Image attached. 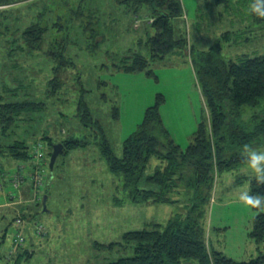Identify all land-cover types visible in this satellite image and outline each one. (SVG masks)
<instances>
[{"label": "rangeland", "instance_id": "1", "mask_svg": "<svg viewBox=\"0 0 264 264\" xmlns=\"http://www.w3.org/2000/svg\"><path fill=\"white\" fill-rule=\"evenodd\" d=\"M181 1L184 15L172 18V22L176 35L186 37L188 46L151 62L156 76H149L117 66L130 49L150 55L146 41L155 32L151 26L155 16L147 7L134 12L117 0H0L3 100L44 102L39 110L23 111L6 136L0 132V159L13 158L8 146L19 139L32 149L34 146V150L41 144L47 163L53 147L45 136H52L58 143L89 134L91 131L78 114V102L85 89L88 106L104 126L117 156L122 155L124 140L143 120L146 108L155 103L159 93L165 96L161 106L165 124L174 140L186 148L199 123L210 121L192 59L214 46L221 47L226 60H236L243 54H263L264 20L257 21L249 13L252 0ZM33 24L44 28L41 45L36 49L29 48L23 36V31ZM63 41L65 55L75 65L64 70L62 87L51 95L50 80L57 66L51 49L54 44L60 47ZM114 105L119 107L118 117H114ZM257 111L259 108L244 106L241 122L249 123ZM33 160L29 161L35 167ZM155 164L147 173L154 172ZM21 166L30 178L34 169L28 171L25 165H18L7 171L9 180ZM244 169L242 164L238 169L216 170L211 189L200 190V195L208 197L200 209L204 210L202 222L209 250L224 251L238 261L251 253L249 241L256 250L252 249V255L243 260L260 253L250 232L248 238L245 233V224L251 230L253 209L239 200L240 192L250 189L248 179L236 183L240 175H249ZM188 179H175L170 202H134L126 194L122 177L110 171L98 144L61 154L53 171L48 163L42 185L31 182V194H16L17 201L28 203L27 210L25 214L21 212L22 229L18 230L15 223L12 226L7 218L0 264H103L133 255L134 242L124 239L127 231L148 227V223H165L189 212L197 192ZM10 189L15 191L11 186ZM13 214L16 217L17 212ZM28 220L33 221V226L25 228ZM17 230H22L25 237L21 244L14 240ZM112 242L118 244L108 246ZM183 264L200 263L185 259Z\"/></svg>", "mask_w": 264, "mask_h": 264}, {"label": "trees", "instance_id": "2", "mask_svg": "<svg viewBox=\"0 0 264 264\" xmlns=\"http://www.w3.org/2000/svg\"><path fill=\"white\" fill-rule=\"evenodd\" d=\"M117 1L134 12L147 7L155 16L151 25L155 32L148 35L146 41L150 55L130 49L122 58V64H117L119 69L155 75L150 67L151 62L164 59L176 48H187V38L176 35L172 22V18L184 15L181 0ZM253 15L257 21L264 20ZM91 28L93 30V26ZM42 33L44 28L39 24H33L23 31L29 48L40 47ZM93 37L96 38V32ZM65 43L63 41L60 47L54 44L51 49L57 61L55 76L50 80L51 95L62 87L64 70L75 65L73 59L65 55ZM94 44L98 47L97 40ZM192 60L210 110V121L202 120L199 123L186 148L174 140L165 124L161 112L165 101L162 93L157 94L155 103L146 108L143 120L124 140L121 156L116 155L104 126L92 114L85 99L87 89L79 99L78 114L91 132L84 138L69 137L59 141L64 144L59 156L90 143L98 144L110 171L122 177L126 194L134 202L172 201L170 191L176 185V178L188 176L195 186L196 200L191 201L188 213L170 218L165 223H148V227L127 231L124 239L127 243L134 242V254L103 264H183L185 259H196L200 264H264V211L253 209L255 213L250 230L251 239L259 246V255L238 261L224 251L209 250L207 231L202 222L204 210L200 209L208 198L207 194L200 195V190L202 187L211 189L214 171L238 169L243 164L240 152L244 145L264 146V53L254 56L243 54L236 60H226L221 54V47L214 46L199 52ZM43 103L28 100L7 102L0 91L1 136H6L7 130L17 123L23 111L39 110ZM247 105L259 108V111L253 114L249 123H242V109ZM113 109L114 117H118V105H114ZM44 139L52 147L57 143L52 136H45ZM8 148L14 159L28 161L35 157L34 146L30 148L24 140L16 139ZM155 161L159 163L155 164ZM153 163L154 172L147 173ZM244 179L249 180L250 175H240L237 183ZM250 190L253 194L264 195V184H257L253 180ZM115 244L118 242L108 246ZM1 255L0 251V258Z\"/></svg>", "mask_w": 264, "mask_h": 264}, {"label": "crops", "instance_id": "3", "mask_svg": "<svg viewBox=\"0 0 264 264\" xmlns=\"http://www.w3.org/2000/svg\"><path fill=\"white\" fill-rule=\"evenodd\" d=\"M33 163L34 162H31L29 160L28 161L17 160L14 158H9L8 156L7 157L5 156L4 159H0V251H1V248L3 247V244H4L5 239H6V237L4 236L5 231H8L7 226H5V224L7 225V218L11 219L10 223H12V226L15 223L17 228H18L19 226L16 223L17 222L16 219L19 216L23 217L22 213L25 214V211L27 210L26 205L28 204L25 202H19V201L15 200L14 198L10 197V194H11L10 192L13 190L10 189V186L12 188V184L10 183V180L8 178L7 171L11 172L18 165H25L27 167V170L30 171L34 168ZM31 182H32L31 179L27 178V180L23 183L20 191H22V193H27L28 195L31 194V187H30ZM17 193H19V192H17ZM17 195L20 197V193ZM14 211L17 212L16 217L13 214ZM253 216H254V210H253L252 215L250 216V219H249L250 224H252ZM28 218L30 219L29 216H28ZM29 225H31V227H32L33 221H29V220L26 221L25 228H27V226H29ZM245 225L247 227L245 233L247 234V238H248L249 232H250L249 227H248L249 224H245ZM249 243H250V246L252 247L251 253L249 252L247 255H243L242 260L246 259V257L248 255H250V254L252 255V249L256 250L253 242L249 241ZM11 244H13V242ZM11 244H10V246H12ZM245 251L248 252L247 250H245ZM1 254H2V252H1Z\"/></svg>", "mask_w": 264, "mask_h": 264}, {"label": "clouds", "instance_id": "4", "mask_svg": "<svg viewBox=\"0 0 264 264\" xmlns=\"http://www.w3.org/2000/svg\"><path fill=\"white\" fill-rule=\"evenodd\" d=\"M250 14L264 18V0H252L248 7ZM245 165V173L250 175L249 184L254 180L257 184H264V148L244 145L240 152ZM239 200L249 209L264 211V195L253 194L250 189L242 190Z\"/></svg>", "mask_w": 264, "mask_h": 264}, {"label": "built area", "instance_id": "5", "mask_svg": "<svg viewBox=\"0 0 264 264\" xmlns=\"http://www.w3.org/2000/svg\"><path fill=\"white\" fill-rule=\"evenodd\" d=\"M34 156H35L34 160H36V164H35V167L33 168L34 169L33 172L31 174H29V176H30L33 184L38 186V185L43 184L45 170L48 167V162L46 163V156H45L44 150H42L41 146L36 147ZM26 180H27V174H26L24 166H21L13 174H10V183L12 184V188L15 190V191H12V193L10 192L11 193L10 197H12L16 200V197H17L16 194H18L17 192H19L21 190V187ZM16 221L19 224L18 225L19 226L18 230H19V229H21V224L23 223V217L19 216L16 219ZM39 229H42V228L39 227ZM24 239H25V237L23 235L22 230L18 231L14 235V240H15V243H17V244H19V243L21 244L24 241Z\"/></svg>", "mask_w": 264, "mask_h": 264}, {"label": "water", "instance_id": "6", "mask_svg": "<svg viewBox=\"0 0 264 264\" xmlns=\"http://www.w3.org/2000/svg\"><path fill=\"white\" fill-rule=\"evenodd\" d=\"M64 148V144L62 142L55 143L53 146V152L50 157V162H49V167L51 171H53L57 157L59 156L60 152ZM48 195H45L43 198V204L46 207V202H47Z\"/></svg>", "mask_w": 264, "mask_h": 264}]
</instances>
